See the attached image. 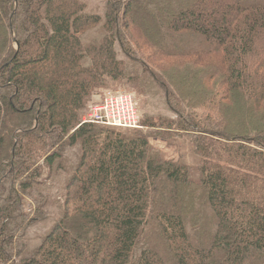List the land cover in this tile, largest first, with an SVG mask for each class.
<instances>
[{
	"label": "trees",
	"instance_id": "trees-1",
	"mask_svg": "<svg viewBox=\"0 0 264 264\" xmlns=\"http://www.w3.org/2000/svg\"><path fill=\"white\" fill-rule=\"evenodd\" d=\"M91 2L0 0V264H264V0ZM143 10L161 21L151 31ZM138 36L156 40L154 62ZM174 56L221 60L238 107L186 118L169 92ZM134 80L176 121L129 137L82 123L100 89ZM182 133L197 179L152 144Z\"/></svg>",
	"mask_w": 264,
	"mask_h": 264
},
{
	"label": "rangeland",
	"instance_id": "rangeland-1",
	"mask_svg": "<svg viewBox=\"0 0 264 264\" xmlns=\"http://www.w3.org/2000/svg\"><path fill=\"white\" fill-rule=\"evenodd\" d=\"M92 0L90 9L94 10L95 5L97 4ZM146 7V1L144 4V9ZM140 19L149 18L144 22L145 28H141L140 31L143 32L144 29H149L150 31L157 27V23L161 21H153L150 19V16L153 14L151 11H141ZM139 19V18H138ZM121 20L120 22H122ZM150 21V22H149ZM122 24V23H120ZM155 24V25H154ZM154 25V26H153ZM139 29V28H138ZM139 34V33H138ZM160 34V33H159ZM139 38L132 43V47L136 49L140 55L146 58L148 61L154 62L155 58L152 56L155 47H158V44H155L156 40L153 37H150L149 40ZM160 37V36H159ZM162 38V37H160ZM163 41H167V38H162ZM155 45L154 49L150 46L149 42ZM160 41V39L158 40ZM131 42V41H130ZM190 43L194 42L195 40H190ZM129 44V43H128ZM201 44V43H200ZM118 56L122 59V55L118 50ZM136 52V53H137ZM161 65L165 64V60H161L157 58ZM202 60L196 61L194 59H190L189 57H179L174 56V66L170 70L172 74H174L175 78V85H177L178 89H169V92L175 93L176 96L174 97V101L179 103V106L184 109V116H191L192 118L197 116L200 120H203L204 116L207 114V110H211L213 112L219 111L221 105H225L226 108L233 106L238 107L239 102L235 103V99L227 100L226 93H225V84H223V79L220 75L219 68L221 67L220 63L221 60H218L217 57H214V61L211 59L201 58ZM196 62V64H195ZM154 64V63H153ZM155 66V64H154ZM131 69L132 75L137 78V74L134 73L133 69ZM129 75V76H130ZM172 76V75H171ZM184 77L186 79L185 83H192V87L186 88L184 86H180L179 78ZM146 81V80H145ZM184 81V80H183ZM135 83L132 82H120V83H113L109 82L107 87L100 89L96 95H94L90 102L88 103L86 110L83 114V117L87 116L92 108L98 106L103 99V96L107 92H125L132 95L134 102H135V109H136V116L138 120V127L137 129H112L115 131L122 132L123 135L129 137L134 131L136 130H144L146 128L142 126L143 122L148 120L149 118H153L155 121L158 118L162 120H173L176 121V116L170 113L166 105L164 103L163 96L157 87L152 85H148L147 82H141L140 85L134 80ZM187 90L191 92L188 93ZM187 92V94L185 93ZM172 100V99H171ZM214 100H220L218 103H212ZM223 100V102H222ZM159 121V123H161ZM105 127V126H104ZM109 128V127H108ZM174 129V128H173ZM180 138L175 139L167 144V142H162L161 139L152 141V144L159 149L162 150L163 155L168 158H173L181 162L184 165H187L192 168V177L197 179L198 172L196 170L198 158L193 154V150L191 149V144L189 142V137L187 133H182L179 135ZM72 153H68V156H71ZM57 185L52 187L53 195L52 197H56L58 195ZM60 198V196L58 197ZM63 198H60V200ZM25 200V212L29 213L31 210L34 209L33 200L30 198L24 199ZM52 225L51 218L44 224L37 225L29 230V238L37 240L41 237Z\"/></svg>",
	"mask_w": 264,
	"mask_h": 264
},
{
	"label": "built area",
	"instance_id": "built-area-1",
	"mask_svg": "<svg viewBox=\"0 0 264 264\" xmlns=\"http://www.w3.org/2000/svg\"><path fill=\"white\" fill-rule=\"evenodd\" d=\"M82 123L97 124L118 129H137L135 102L125 92H107L102 102L82 118Z\"/></svg>",
	"mask_w": 264,
	"mask_h": 264
}]
</instances>
